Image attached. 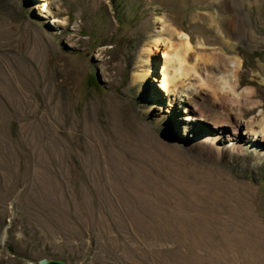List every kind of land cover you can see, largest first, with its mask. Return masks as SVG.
<instances>
[{"label": "rangeland", "instance_id": "obj_1", "mask_svg": "<svg viewBox=\"0 0 264 264\" xmlns=\"http://www.w3.org/2000/svg\"><path fill=\"white\" fill-rule=\"evenodd\" d=\"M43 4L0 0V264H264V142L208 145L264 118V0ZM159 17L200 72L174 107L133 81ZM220 54L252 105L202 85Z\"/></svg>", "mask_w": 264, "mask_h": 264}, {"label": "bare ground", "instance_id": "obj_2", "mask_svg": "<svg viewBox=\"0 0 264 264\" xmlns=\"http://www.w3.org/2000/svg\"><path fill=\"white\" fill-rule=\"evenodd\" d=\"M42 1L44 3L42 6H48L49 8L52 0ZM157 23L159 24L158 36H163L166 33L169 38L156 37L153 41L145 45L143 54L147 59L144 63L152 67L147 70H139V72H136L133 75V81L135 83H145L149 77H153L161 84L162 90L168 91L167 96L169 97V107H174V99L171 97L173 94L171 95V93L177 92L176 96H179L180 98L184 97V94L187 96V80L191 77L192 73L200 74V72L197 65L193 63L191 64L188 60V56L193 50V44L189 35L184 32L176 31L168 25H165L161 17L157 19ZM175 36L179 38V45L174 44L169 40ZM157 52H162L166 58L165 62L161 63V67H157L156 61L152 57ZM227 59H230L229 64L232 67L231 70H229L230 72L227 74H213V72L212 75L207 74V77L203 79L202 85L212 90L213 94L216 96H221L229 100H238V102H236L238 104L241 103V101H245L244 103L252 105V101L249 97H251L253 90L251 88H246L242 93H239L238 91L239 84H237V75L242 67L241 60L237 57L227 58L226 54H220L219 57H214L215 62H221V60L224 61ZM211 60L209 62H211ZM155 66L158 68L157 70L155 69ZM261 67L263 70V66ZM155 99L159 102L163 101V97L160 95H156ZM196 107L198 110L193 111L194 118L204 114L201 105L197 104ZM168 112L170 113V110H168ZM241 120L235 125L232 135H226L224 134L225 132L220 131L219 133H216L214 137L210 138V144H208L210 145V150L216 147L217 144L221 143V139L226 137V141L231 143L233 145L232 147H236L239 150L250 149L253 146L262 148L264 142V118L262 122L257 124V127L251 124L248 125L245 128L244 134L241 132V124L243 123ZM246 135L252 137L253 140H249Z\"/></svg>", "mask_w": 264, "mask_h": 264}, {"label": "water", "instance_id": "obj_3", "mask_svg": "<svg viewBox=\"0 0 264 264\" xmlns=\"http://www.w3.org/2000/svg\"><path fill=\"white\" fill-rule=\"evenodd\" d=\"M39 264H66V262L62 260H49L47 258H44L39 261Z\"/></svg>", "mask_w": 264, "mask_h": 264}]
</instances>
